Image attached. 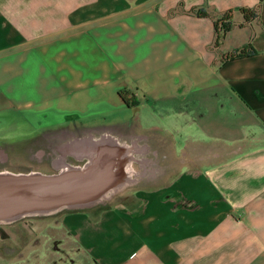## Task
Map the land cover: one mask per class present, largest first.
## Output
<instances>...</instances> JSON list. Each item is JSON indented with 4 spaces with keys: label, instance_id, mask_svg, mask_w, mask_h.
Returning a JSON list of instances; mask_svg holds the SVG:
<instances>
[{
    "label": "crops",
    "instance_id": "0c3cea01",
    "mask_svg": "<svg viewBox=\"0 0 264 264\" xmlns=\"http://www.w3.org/2000/svg\"><path fill=\"white\" fill-rule=\"evenodd\" d=\"M132 106L166 120L170 148L140 133L166 175L64 209L14 264H264V1L0 0V112L51 128Z\"/></svg>",
    "mask_w": 264,
    "mask_h": 264
},
{
    "label": "rangeland",
    "instance_id": "374dc122",
    "mask_svg": "<svg viewBox=\"0 0 264 264\" xmlns=\"http://www.w3.org/2000/svg\"><path fill=\"white\" fill-rule=\"evenodd\" d=\"M27 116L29 113L24 114L23 111L15 109L0 112V171L58 173L59 169L55 166V161L61 157L73 164L79 162L83 164L86 159L78 160L73 155L65 153L64 148L66 144H71L76 139L84 140L87 136L98 139L106 133L130 144L135 138L141 136L140 133H143L153 143L158 140L157 145L161 149L170 148V143L164 140L174 138L167 134L166 120L159 117L146 120L145 116L141 119V113L135 106L115 109L103 115H97L98 118L85 117L83 119L85 123L64 121L63 124L68 126L63 127L56 124L53 125L55 127L44 128L46 127L44 123L48 121V119H41L44 115H37L40 121L35 115H32V118ZM38 122H41V126L37 125ZM164 125L163 130L151 129L153 126ZM158 130L163 134L156 136L154 131ZM188 138H177V143L174 145L176 156L186 154L184 149ZM143 142H146V139ZM154 152L155 150L151 148L146 156L152 158L156 164L150 165L143 176L135 179L133 184L126 185L95 204H108L128 191H133L136 185L150 183L156 180L155 178L166 175V159L160 152L158 156ZM137 157L140 158L141 155L137 154ZM135 166L136 169L141 170L137 162ZM105 183L106 179L99 183L96 181L93 185L94 191L101 189ZM63 211L64 209L52 214H25L13 222H0V264H14L17 258L22 257L29 244L38 242L42 226L54 220ZM37 256L39 257V254ZM19 261L18 263L22 264L20 259Z\"/></svg>",
    "mask_w": 264,
    "mask_h": 264
},
{
    "label": "water",
    "instance_id": "95a60500",
    "mask_svg": "<svg viewBox=\"0 0 264 264\" xmlns=\"http://www.w3.org/2000/svg\"><path fill=\"white\" fill-rule=\"evenodd\" d=\"M59 174L60 171L58 173L0 171V217H10L13 222L23 216L22 212L29 210L34 212L48 210L40 214H52L57 211L51 213L49 210L57 206L59 208L60 205L58 211L71 207L91 206L99 201L95 200L96 197L112 181L106 179L108 183L95 192L94 183L105 181L98 179L101 176L100 170ZM67 203L72 204L64 205Z\"/></svg>",
    "mask_w": 264,
    "mask_h": 264
},
{
    "label": "bare ground",
    "instance_id": "6f19581e",
    "mask_svg": "<svg viewBox=\"0 0 264 264\" xmlns=\"http://www.w3.org/2000/svg\"><path fill=\"white\" fill-rule=\"evenodd\" d=\"M143 137L140 136L133 140V143L127 141L122 142L120 139L108 134H103L96 139L93 136L86 137L79 141L76 146L71 144L68 146L69 151L79 159H86L83 164H72L66 161L64 157L58 158L55 161V166L59 169V175H68L72 172L88 173L92 171H99L101 176L98 179H111L112 181L106 188L96 197V201L104 197H108L111 193H115L123 189L126 185L133 184L135 179H138L139 167H144L153 164V160L147 158V146L142 145ZM137 154L141 157L138 158ZM105 158V159H104ZM32 174V173H30ZM67 203L64 205H70ZM61 207V205H60ZM59 207V208H60ZM58 206L51 208L49 211H58ZM47 211L34 212L32 210L22 212L24 214H40ZM10 217H0V222H11Z\"/></svg>",
    "mask_w": 264,
    "mask_h": 264
},
{
    "label": "trees",
    "instance_id": "16d2710c",
    "mask_svg": "<svg viewBox=\"0 0 264 264\" xmlns=\"http://www.w3.org/2000/svg\"><path fill=\"white\" fill-rule=\"evenodd\" d=\"M260 4L264 0H259ZM240 10L243 12L246 22H249L255 18L259 17V6L251 7V6H243L240 7ZM193 12H195L198 15L201 16H207L209 15L208 10L204 6L196 7L193 9ZM231 11L226 12L223 14L221 19H216V45L224 38L226 33L233 27L234 23L231 20L232 15L230 14ZM256 53V49L253 47L251 43H247L243 46L234 48L232 51L228 52L226 55L222 56V60L228 59V58H236L240 56L250 55ZM121 93L123 95V90H121ZM128 104L134 103V101L130 100L129 98L125 97Z\"/></svg>",
    "mask_w": 264,
    "mask_h": 264
},
{
    "label": "flooded vegetation",
    "instance_id": "af4514ba",
    "mask_svg": "<svg viewBox=\"0 0 264 264\" xmlns=\"http://www.w3.org/2000/svg\"><path fill=\"white\" fill-rule=\"evenodd\" d=\"M80 141H82V139L80 140ZM78 139H76L75 141H73V143H71V144H74L75 146H76V144H78ZM71 144H66L67 146H65V148H64V151H65V153H67V154H70V155H73L70 151H69V149H68V146H70ZM74 157H75V155H73ZM77 158V157H76ZM78 160H83V158L82 159H79V158H77ZM67 161V160H66ZM70 163V162H69ZM73 164V163H72ZM76 164H81L80 162L79 163H76ZM150 165H152V164H149V165H146V166H144V167H141V170H138V173H139V175H138V179L141 177V176H143L144 174H145V172H146V170H147V168L150 166Z\"/></svg>",
    "mask_w": 264,
    "mask_h": 264
}]
</instances>
